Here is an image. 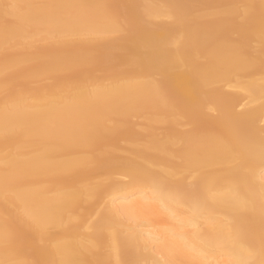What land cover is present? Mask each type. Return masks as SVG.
<instances>
[{
  "label": "bare ground",
  "instance_id": "obj_1",
  "mask_svg": "<svg viewBox=\"0 0 264 264\" xmlns=\"http://www.w3.org/2000/svg\"><path fill=\"white\" fill-rule=\"evenodd\" d=\"M1 89L0 264H264V0H0Z\"/></svg>",
  "mask_w": 264,
  "mask_h": 264
},
{
  "label": "rangeland",
  "instance_id": "obj_2",
  "mask_svg": "<svg viewBox=\"0 0 264 264\" xmlns=\"http://www.w3.org/2000/svg\"><path fill=\"white\" fill-rule=\"evenodd\" d=\"M164 20H165V19H164ZM166 20H168V19H166ZM44 44H45L44 42H39V43H37L36 45L40 46V45H44ZM12 51H16V48H13ZM49 82H50L49 80H48V81H47V80H45V81H40V82L37 81V83H33V86H36V85H41V86H42V85H44V84H46V83H49ZM229 87H230V86H229ZM229 89H230V88H229ZM231 89H234V88L231 87ZM226 90H228V87H227ZM230 91H231V90H230ZM232 91H234V90H232ZM5 93H6V91H5L4 89H1V90H0V97H5ZM20 93H21V95H24L23 92L20 91ZM244 102H246V99L244 100ZM244 102H243V103H244ZM246 103H247V105L249 104L248 102H246ZM246 103H245V104H246ZM241 107H242V106H241ZM238 109H240V108L238 107ZM241 109H242V108H241ZM212 114H215V112L212 111ZM133 119H134V120H133ZM144 120H145V119H143L142 117H141V118H140V117H134V118H132V121H133L134 123H135V121H136L135 126L137 125L136 128H138V130H142V129H143V121H144ZM138 124H139V125L141 124V125L139 126ZM158 125H159V124H158ZM162 125H163V124H162ZM260 125H264V121H261V122H260ZM156 127H157V132H158V133L163 132L162 129H164V128H163L164 125H163V126H161V125L159 126L160 128L162 127L161 129L158 128V126H156ZM123 179H124V178H123ZM123 179H122V180H123ZM187 180H188V179H187ZM124 181H126V180L124 179ZM190 181H191V179L188 180L187 182H190ZM101 209H102V207H99L98 210H101Z\"/></svg>",
  "mask_w": 264,
  "mask_h": 264
},
{
  "label": "clouds",
  "instance_id": "obj_3",
  "mask_svg": "<svg viewBox=\"0 0 264 264\" xmlns=\"http://www.w3.org/2000/svg\"><path fill=\"white\" fill-rule=\"evenodd\" d=\"M170 264H182L180 260H172Z\"/></svg>",
  "mask_w": 264,
  "mask_h": 264
}]
</instances>
